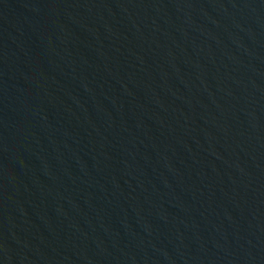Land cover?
<instances>
[{"label":"water","instance_id":"water-1","mask_svg":"<svg viewBox=\"0 0 264 264\" xmlns=\"http://www.w3.org/2000/svg\"><path fill=\"white\" fill-rule=\"evenodd\" d=\"M0 264H264V0H0Z\"/></svg>","mask_w":264,"mask_h":264}]
</instances>
